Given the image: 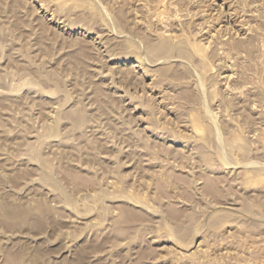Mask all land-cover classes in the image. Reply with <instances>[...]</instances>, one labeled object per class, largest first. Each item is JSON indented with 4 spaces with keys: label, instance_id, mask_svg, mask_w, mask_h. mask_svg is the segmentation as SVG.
I'll use <instances>...</instances> for the list:
<instances>
[{
    "label": "rangeland",
    "instance_id": "374dc122",
    "mask_svg": "<svg viewBox=\"0 0 264 264\" xmlns=\"http://www.w3.org/2000/svg\"><path fill=\"white\" fill-rule=\"evenodd\" d=\"M0 264H264V0H0Z\"/></svg>",
    "mask_w": 264,
    "mask_h": 264
}]
</instances>
